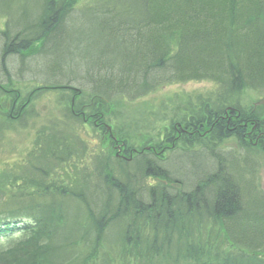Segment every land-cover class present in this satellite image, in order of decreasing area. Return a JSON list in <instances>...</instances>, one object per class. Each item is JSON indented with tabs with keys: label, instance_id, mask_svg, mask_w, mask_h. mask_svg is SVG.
Returning a JSON list of instances; mask_svg holds the SVG:
<instances>
[{
	"label": "trees",
	"instance_id": "obj_1",
	"mask_svg": "<svg viewBox=\"0 0 264 264\" xmlns=\"http://www.w3.org/2000/svg\"><path fill=\"white\" fill-rule=\"evenodd\" d=\"M81 1L0 0V93L20 83L40 94L66 88L73 108L77 100L90 113L47 123L27 157L4 169L10 185L33 189L0 211V264H264V191L250 156L264 153V108L241 101L245 89L264 97V0ZM202 81L214 90L162 144L110 158L87 139L111 101ZM231 139L238 154L219 152ZM178 143L189 188L163 161ZM203 155L207 169L187 170L186 158Z\"/></svg>",
	"mask_w": 264,
	"mask_h": 264
},
{
	"label": "rangeland",
	"instance_id": "obj_2",
	"mask_svg": "<svg viewBox=\"0 0 264 264\" xmlns=\"http://www.w3.org/2000/svg\"><path fill=\"white\" fill-rule=\"evenodd\" d=\"M86 0L81 1V3ZM7 19L0 17V29H4ZM83 57L87 53L81 48ZM215 86L212 82H190L184 84H168L160 87L155 93L141 98L136 101L118 99L111 101L108 106V115L105 125L98 129L92 130V125L87 126L89 136L87 139L92 140V146L97 149H103L102 153L106 157L113 158L118 154V147L126 143L125 148H136L142 150L149 141H164V132L169 129L171 124L190 116L191 107H197V102L204 96L212 92ZM37 84L20 83L7 87L5 92L0 93V211L6 206H13L15 198L28 194L33 188L25 187L18 182L10 185L9 176L4 173L7 166L14 165L23 161L30 152L36 138L37 131L46 126L47 123L58 121L68 122L69 117H75V114L82 113V118H89V111L84 109L81 102L75 100L73 108L74 94L68 89L51 90L35 93L38 90ZM32 98L29 100V96ZM44 94V95H43ZM18 95V96H17ZM21 97L16 107L17 110L11 109L13 100ZM241 101L246 107L264 108V97L260 98L254 91L245 89L241 96ZM191 108V109H190ZM21 110H23L21 114ZM86 115V116H85ZM17 117V118H15ZM72 120L69 123H72ZM110 128L113 133L120 134L122 131L132 136L129 143L125 140L118 139V143L110 141L105 136L107 129ZM94 136V137H91ZM105 136V140L101 139ZM98 139H96V138ZM99 140H102L99 142ZM180 145V143H178ZM180 145L177 152L168 151L163 156V161L168 159L167 165H171L170 170L176 168L179 172L175 175L180 181H184L186 188H189L194 178L182 171L180 156L183 150ZM221 153L234 152L238 154L240 145L236 144L234 139L224 141L219 146ZM245 152V150H243ZM179 156H176V155ZM129 156V154H128ZM250 156L259 161L260 170H258V183L264 191V153L261 149L252 150ZM242 164H244L241 161ZM175 164V165H174ZM184 164L188 169L192 165L207 169L209 160L208 156H193L186 158ZM173 168V169H172ZM152 186L163 184V180L151 179ZM13 182V181H12ZM24 190V191H23ZM16 202V201H15ZM22 226V225H21ZM5 244V240L0 241ZM238 247V246H237ZM241 248V247H239ZM246 249V248H243ZM264 254V246L259 250ZM99 260V259H98ZM97 260V261H98ZM98 261L97 264H101ZM90 264H93L90 262ZM113 264H170L162 258L157 257L150 261H138L137 258H126L115 261Z\"/></svg>",
	"mask_w": 264,
	"mask_h": 264
},
{
	"label": "bare ground",
	"instance_id": "obj_3",
	"mask_svg": "<svg viewBox=\"0 0 264 264\" xmlns=\"http://www.w3.org/2000/svg\"><path fill=\"white\" fill-rule=\"evenodd\" d=\"M177 179L179 180V178H178V177H177ZM182 181H183V180H182ZM181 183H182V182L179 180V182H176V183H175V185H176V186H180V185H181Z\"/></svg>",
	"mask_w": 264,
	"mask_h": 264
},
{
	"label": "flooded vegetation",
	"instance_id": "obj_4",
	"mask_svg": "<svg viewBox=\"0 0 264 264\" xmlns=\"http://www.w3.org/2000/svg\"><path fill=\"white\" fill-rule=\"evenodd\" d=\"M16 108V106L14 105V107H13V109L12 110H14Z\"/></svg>",
	"mask_w": 264,
	"mask_h": 264
}]
</instances>
